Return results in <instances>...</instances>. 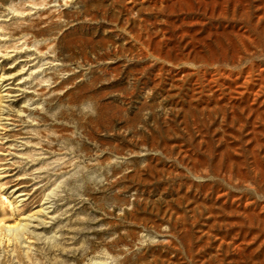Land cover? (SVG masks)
I'll use <instances>...</instances> for the list:
<instances>
[{"label": "rangeland", "instance_id": "1", "mask_svg": "<svg viewBox=\"0 0 264 264\" xmlns=\"http://www.w3.org/2000/svg\"><path fill=\"white\" fill-rule=\"evenodd\" d=\"M0 264H264V0H0Z\"/></svg>", "mask_w": 264, "mask_h": 264}, {"label": "bare ground", "instance_id": "2", "mask_svg": "<svg viewBox=\"0 0 264 264\" xmlns=\"http://www.w3.org/2000/svg\"><path fill=\"white\" fill-rule=\"evenodd\" d=\"M13 228V227H12Z\"/></svg>", "mask_w": 264, "mask_h": 264}]
</instances>
